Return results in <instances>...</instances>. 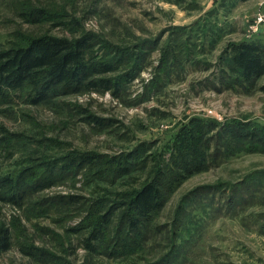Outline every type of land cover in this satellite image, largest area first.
Segmentation results:
<instances>
[{"label":"rangeland","instance_id":"obj_1","mask_svg":"<svg viewBox=\"0 0 264 264\" xmlns=\"http://www.w3.org/2000/svg\"><path fill=\"white\" fill-rule=\"evenodd\" d=\"M239 3L0 0V50L39 35L90 33L109 58L122 52V71L113 76H127L117 95L58 90L39 105L24 92L0 100V175L30 169L38 186L20 206L0 200V236L8 231L12 242L0 264H264V76L243 85L225 53L232 43L264 45V22L250 31L264 5ZM35 10L49 17L23 18ZM228 125L262 134L254 142L235 135L222 142ZM193 141L208 161L179 168L175 157L190 155ZM217 143L222 149L213 157ZM130 152V174L106 171L107 161ZM89 155L97 156L92 165L48 177L55 165ZM158 178L165 205L132 232L122 220L124 205ZM110 211L88 249L90 213Z\"/></svg>","mask_w":264,"mask_h":264},{"label":"trees","instance_id":"obj_2","mask_svg":"<svg viewBox=\"0 0 264 264\" xmlns=\"http://www.w3.org/2000/svg\"><path fill=\"white\" fill-rule=\"evenodd\" d=\"M237 1L246 2L249 0ZM22 16L28 20L33 19L32 21H43L40 19L45 16L48 18L49 13L45 10H35L29 14H22ZM97 40L96 35L90 33L83 34L75 39L39 35L28 38L24 44H15L0 50V100L13 95L18 97L21 92H24L31 104L39 105L49 101L58 90L66 94L90 90L112 91L116 95L119 94L127 76L122 78V76L115 77L113 75L121 73L124 56H121V51L113 50L115 59L113 56L109 58L110 54L105 52V47L100 48L98 46ZM225 53L229 57L227 65L240 71L243 85L244 83L251 84L264 76L263 44L252 41L232 43L225 50ZM89 120L96 125H101L102 122L94 116H90ZM228 124L236 126L231 123ZM217 125L219 127V123ZM229 125L224 127L223 133L225 136L222 138V142L230 135H235L234 139L237 137L238 140L244 139L242 136H246L249 138L248 141H253L257 135L262 134L259 130L247 129L246 132L240 131V127L233 132V128ZM262 142L264 143V140ZM191 143L194 147L191 148L190 155L181 153L175 157L174 163L179 168L193 166V164H196L195 161L200 158L201 161H208L206 152L203 154V149L198 148L200 142L193 141ZM235 145H245L242 148L252 149L250 145L242 141L237 142ZM223 147L228 149L229 144H225ZM219 148L222 149L220 143H217V150L215 151L217 153L213 154V157L219 156ZM135 155V152H130L126 156L121 155L114 160L107 161L108 168L106 171L110 173L111 171L117 172L119 177L130 174L136 161L134 160ZM95 161H97V156L92 155L88 157L81 156L79 159L76 157L71 158L67 164L62 162L60 167L55 165L50 168V176L48 175V177L51 180L59 176H67L69 173L75 172L74 169L82 168L86 164L90 166ZM46 165H51V163L49 162ZM208 167L209 165L206 166V169ZM30 175H32L30 169L21 170V168H15L7 176L0 175V200L20 206L26 200V197L30 198L37 193L38 186L35 187L34 183L28 178L32 177ZM44 181L50 184L47 180ZM162 185L163 183L158 178L145 183L131 197L129 196V200L124 205V207H127V211L122 213V220L132 232L139 230L142 225L148 223L152 216L164 207L165 193ZM41 186L43 187V185ZM239 195L230 196L229 203L234 202ZM99 215L90 213L88 217L93 218L91 222L94 223L93 234L84 241V244L90 250L94 249L93 241L99 238L105 229V223L109 222L111 211ZM1 233L0 256L8 251L12 245L10 233L8 231H1ZM120 241L117 239L115 243Z\"/></svg>","mask_w":264,"mask_h":264},{"label":"built area","instance_id":"obj_3","mask_svg":"<svg viewBox=\"0 0 264 264\" xmlns=\"http://www.w3.org/2000/svg\"><path fill=\"white\" fill-rule=\"evenodd\" d=\"M264 22V16H258L257 19L252 23H250V31L252 33L257 32L258 30V26Z\"/></svg>","mask_w":264,"mask_h":264},{"label":"crops","instance_id":"obj_4","mask_svg":"<svg viewBox=\"0 0 264 264\" xmlns=\"http://www.w3.org/2000/svg\"><path fill=\"white\" fill-rule=\"evenodd\" d=\"M250 1L254 2V4L257 7V9H259L262 5H264V1L262 2L261 0H249V1H246V2H250ZM241 3H244V2H240L239 4H241ZM263 10H264V8H263ZM263 33H264V28L261 31V33H259V36L264 35ZM254 38L256 39L257 37L255 36Z\"/></svg>","mask_w":264,"mask_h":264}]
</instances>
